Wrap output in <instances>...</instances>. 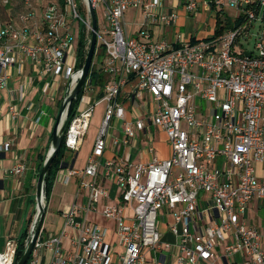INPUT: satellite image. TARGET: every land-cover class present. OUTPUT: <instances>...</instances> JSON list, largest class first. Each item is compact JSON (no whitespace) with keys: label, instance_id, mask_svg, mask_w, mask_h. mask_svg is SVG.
Returning a JSON list of instances; mask_svg holds the SVG:
<instances>
[{"label":"built area","instance_id":"obj_1","mask_svg":"<svg viewBox=\"0 0 264 264\" xmlns=\"http://www.w3.org/2000/svg\"><path fill=\"white\" fill-rule=\"evenodd\" d=\"M21 1L25 9L18 18L0 24V95L9 86L11 68L20 74L30 59L44 73L63 79L64 101L81 74L73 40H78L81 25L90 34V6L95 15L98 7L104 11L103 30L97 23L95 53L103 49L101 69L108 76L101 99L91 102L82 93L64 135L66 148L77 151L94 107L106 104L83 170L93 180L81 182L86 188H79L88 190L87 201L62 212L59 234H39L31 259L45 249L51 252L48 264H145V248L154 254L175 248L176 264H217L220 258L237 255L241 264H264V228L247 218L252 202L264 204V0H180L190 16L200 9L213 14L214 25L210 36L178 35L172 42L158 40L150 28L177 22L178 12L165 11V0H81V7L76 0H64L63 8L50 1ZM228 8L235 14H227ZM130 9L142 16L134 35L126 31ZM250 41L253 49L247 47ZM130 80L135 82L133 97L145 92L151 100L146 120L125 119L126 107L119 99ZM19 92L22 100V85ZM202 100L209 104L206 110ZM8 112L18 114L14 105ZM114 117L122 121L125 143L148 122L165 133L171 148L166 159L115 168L120 202L105 205L102 214L116 224L120 252L108 242L107 229L86 218L107 196L96 177ZM10 147L9 141L0 145V153ZM105 165L114 166L111 160ZM25 170L20 161L11 173ZM161 213L172 218L167 225L174 243L163 240L158 229ZM63 238L70 241V254ZM16 249V240H9L0 252V264H14ZM154 262L164 263L157 258Z\"/></svg>","mask_w":264,"mask_h":264},{"label":"crops","instance_id":"obj_2","mask_svg":"<svg viewBox=\"0 0 264 264\" xmlns=\"http://www.w3.org/2000/svg\"><path fill=\"white\" fill-rule=\"evenodd\" d=\"M180 9H182L180 0H165V11H180ZM129 11L130 14L133 13V10ZM135 17L137 19L134 21L133 29L127 27L129 21L125 17L126 31L129 35H134L140 27L142 16L139 10L135 12ZM182 17L184 16L180 17V22L183 24ZM157 28L155 27L154 32L158 31ZM194 36L204 37L203 34L190 35V37ZM76 49H74L75 58L77 57ZM103 60L104 57L102 56L101 59L93 62V65L96 68L102 67ZM10 71L9 86L0 95V145L8 141L11 142L10 149L0 153V167L3 171L0 175V221L3 220L4 224L9 225L7 228L4 227L0 233V252L5 250L9 240H17L27 223L31 224L33 222V217L37 212L35 195L40 163L42 159H46L51 149L52 130L58 116L60 102L63 101L65 89L63 79L44 73L41 66L39 64L34 65L30 59H26L20 74L16 72L14 67ZM134 83L133 80H130L123 87L119 99L126 107L125 119L129 121L134 120L138 116L144 118V114L139 107L142 101L143 104H148V111L153 109L147 93L143 92L142 97L132 96ZM21 85L23 86L22 100L19 98V87ZM88 88L91 92L90 95H87L88 100L91 102L99 100L98 89ZM9 105L15 106L18 111L17 115L11 116L8 112ZM122 125V121L117 119L113 130L109 131L106 138V147L101 157L102 166L96 177L98 187L105 188L107 196L102 197L98 201L94 210L86 213L88 222L107 229V240L113 247L117 245L116 224L111 219L105 218L102 210L105 205L120 202L121 187L116 183L115 168L126 164L146 163L154 157L166 159L171 154L170 145L162 130L159 134L164 135L163 140L159 139V141L154 142L153 135H151L149 130L150 127L155 125L146 122L145 129L138 131L127 143L124 142L125 135ZM143 135L149 140V144L142 140ZM95 137L91 143H88L87 136H85L77 151L68 150L67 153L73 154L72 160L66 156V167L58 169L55 173L47 200L44 197L46 213L41 231L43 237L60 233L64 227L62 212L68 210L72 204L83 205L86 203L88 190H79V188H86L81 186V182L90 183L93 180L91 176L85 175L83 170L86 167ZM81 151H84L85 163L83 166L78 167L77 158ZM108 160H111L114 164L109 169L105 165ZM20 161L25 163L26 170L21 175L12 174V167ZM107 169L110 170V174ZM70 170H74L77 173L69 175ZM262 208H264L263 203L254 201L251 203L247 213L249 222L261 230L264 228V216L261 218L258 212ZM131 213V209L127 208L126 214L131 215ZM171 221L170 215L165 216V213H161L158 229L162 234L163 240L174 243L176 238L171 234L167 225ZM63 247L66 249L67 254L72 252L69 239L63 238ZM143 254L145 264H155V258L161 259L164 262L163 264H176L175 248L167 252H158L157 254L145 248ZM50 259V251L46 250L40 253L38 251L29 264H48ZM241 263L242 258L239 255L225 260L220 258L217 262V264Z\"/></svg>","mask_w":264,"mask_h":264},{"label":"rangeland","instance_id":"obj_3","mask_svg":"<svg viewBox=\"0 0 264 264\" xmlns=\"http://www.w3.org/2000/svg\"><path fill=\"white\" fill-rule=\"evenodd\" d=\"M38 3L37 4H43L45 3L46 1L48 0H37ZM78 5L81 7V0H76ZM130 10H133V13L130 14V11L128 10L127 13H126V19L127 21H129L128 23V26L130 29H133V26L135 25L134 24V21L137 19L135 17V12L137 11V9H130ZM178 12V19H177V22L175 24H173L172 26H159L157 28V32H155V35H156V38L158 40H166L168 42H172L176 39V37L178 35H183L185 37H188L190 35H198V34H203L204 37H207V36H210L211 33H212V26L214 25V20L212 19V15L210 12H204L202 11L201 9L199 10V14L197 15H193V16H190L188 15V13L184 10V8L182 7V9L177 10ZM227 14H232L234 15L235 14V11L232 10V9H227L226 10ZM181 16H184L182 17L183 18V24L180 22V17ZM96 17H97V23H98V29L101 31L103 30L104 28V25H105V17H104V11L102 9V7H98L96 9ZM76 28H78V22L76 23L75 25V31H76ZM150 28L154 29L155 28L153 26H151ZM81 31H84L85 34H86V51L88 49V39L90 38V34L88 33L87 29L81 25ZM77 43H78V40H77V37L75 36L74 37V40H73V47L77 48ZM248 48H251L253 49V42L250 41L249 44L247 45ZM97 59H101V57H94L93 59V62H96ZM88 83L85 85V91H84V94L87 96L88 94L90 95V91H89V88H88ZM123 89V88H122ZM62 104V101L60 102V105H59V108H58V111L60 109V106ZM105 103L104 102H100L98 103L95 107H94V112H93V116L90 120V125H89V129H88V132H87V142L88 143H91L92 142V139L95 137V135L97 134L98 132V129L100 128L101 126V123L103 121V115H104V110H105ZM209 104L206 103L205 100H202L201 101V106L203 108V110H206V108L208 107ZM139 107L141 108L143 114H144V119L146 120L147 119V116L149 115V112H148V104H143V101L139 104ZM116 118L114 117L111 121H110V128H109V131H112L114 126H115V123H116ZM149 132L151 133V135H153V140L154 142L155 141H159L160 140H163V134H159L161 133V129L157 126H152L150 127V130ZM142 140H145L146 143H150L149 140H147L144 135L142 137ZM168 142V140H167ZM145 143V144H146ZM167 149V148H166ZM67 157L70 158V160H72V156L73 154H69L67 153L66 154ZM85 163V157H84V151H81L78 158H77V166H83V164ZM43 204H46V201H45V198H44V202ZM258 215L261 216V218L264 216V208L260 209L259 212H258ZM37 216V212L35 214V216L33 217V222L30 224L29 226V235H31V229H32V225L34 224V220ZM6 224V223H5ZM3 223V220L0 221V233L3 231L4 227L7 228L9 227L8 224L5 225ZM113 250H117L118 252H120L121 248L119 247V245L117 244L115 247H113ZM42 251H46L45 249H42V250H39V253L42 252Z\"/></svg>","mask_w":264,"mask_h":264},{"label":"trees","instance_id":"obj_4","mask_svg":"<svg viewBox=\"0 0 264 264\" xmlns=\"http://www.w3.org/2000/svg\"><path fill=\"white\" fill-rule=\"evenodd\" d=\"M33 4L35 5H40L37 4L38 1L37 0H32ZM55 2L56 4H58L61 8H63L64 6V0H48L46 2ZM45 2V3H46ZM25 7L24 4L21 0H0V24L1 25H8V24H12L14 22V20H16L19 16V14H21L24 11ZM221 32V28H219L216 33H220ZM86 34L84 31H80L79 37H78V43H77V67L81 68L82 65L85 62V58H86ZM88 50V49H87ZM104 55V51L103 49H99V51L97 53H95L94 57H102ZM108 80V76L106 73H104L101 69V67L96 68L93 63L92 66L90 68V73L88 76V86L92 87L94 89H98V99H100L103 96V89L104 86L106 84ZM82 93H84V91L80 92L75 99H73V101L70 103L69 107H68V111H67V116L66 119L64 121V126H63V140H62V144L61 147L58 151V154L56 155V157L53 159V162L45 176V183H44V194H45V198L47 200L48 195H49V191L51 188V184L53 181V178L55 176V173L58 171V169L64 168L67 164L66 162V153L68 151V149L65 146L64 143V135H65V131L68 128L72 118L74 117L75 113H76V109L78 106V101L79 98L81 97ZM44 159H42L41 163H40V169L44 163ZM31 222V221H30ZM29 225L30 223L25 226L23 232L18 236L16 242H17V249H16V254H15V262L22 256L24 250H25V245H26V240L29 237ZM31 260L30 259L27 261L26 264H29Z\"/></svg>","mask_w":264,"mask_h":264},{"label":"water","instance_id":"obj_5","mask_svg":"<svg viewBox=\"0 0 264 264\" xmlns=\"http://www.w3.org/2000/svg\"><path fill=\"white\" fill-rule=\"evenodd\" d=\"M90 18H91L90 41H89V46H88L85 62L81 67V74H80V77L75 87L67 95L65 100L62 101V104L58 112V116L56 118V122L52 130V146H51L49 153L46 156V159L44 160V163L38 175L37 184H36V195H35L36 209H37L36 221L32 225L31 235H29V240L25 245V250L22 256L14 264H26L27 263L30 257H32L35 243L37 241L39 234L42 231L43 220H44V216L46 213V204H43L44 197H45L44 195L45 176L53 162V159L58 154V151L62 144L63 133H64V130H63L64 116L67 115L68 107L70 103L73 101V99H75L76 96L80 92L85 90V85L88 80L90 68L92 66L94 55L96 52L97 19H96L95 11L93 10L91 6H90ZM246 55H249V52H246Z\"/></svg>","mask_w":264,"mask_h":264},{"label":"bare ground","instance_id":"obj_6","mask_svg":"<svg viewBox=\"0 0 264 264\" xmlns=\"http://www.w3.org/2000/svg\"><path fill=\"white\" fill-rule=\"evenodd\" d=\"M44 202V201H43Z\"/></svg>","mask_w":264,"mask_h":264}]
</instances>
